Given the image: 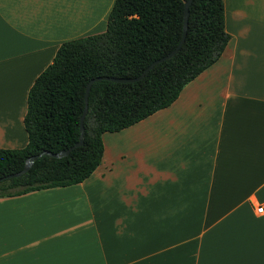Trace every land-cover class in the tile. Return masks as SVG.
Masks as SVG:
<instances>
[{
  "label": "crops",
  "instance_id": "1",
  "mask_svg": "<svg viewBox=\"0 0 264 264\" xmlns=\"http://www.w3.org/2000/svg\"><path fill=\"white\" fill-rule=\"evenodd\" d=\"M114 0H0V149L33 80L105 31ZM221 56L163 109L102 134L83 181L0 198V264H264V0H223Z\"/></svg>",
  "mask_w": 264,
  "mask_h": 264
},
{
  "label": "trees",
  "instance_id": "2",
  "mask_svg": "<svg viewBox=\"0 0 264 264\" xmlns=\"http://www.w3.org/2000/svg\"><path fill=\"white\" fill-rule=\"evenodd\" d=\"M186 1L114 0L105 31L61 43L27 91L26 145L0 149V179L20 171L31 155L73 146L79 140L86 83L104 76L136 78L167 55L182 38ZM188 9L185 38L174 55L136 81H93L82 120L83 143L62 157L41 155L23 175L0 180V198L83 181L100 164L104 132L119 131L170 105L186 83L218 60L230 38L223 0H191Z\"/></svg>",
  "mask_w": 264,
  "mask_h": 264
},
{
  "label": "water",
  "instance_id": "3",
  "mask_svg": "<svg viewBox=\"0 0 264 264\" xmlns=\"http://www.w3.org/2000/svg\"><path fill=\"white\" fill-rule=\"evenodd\" d=\"M191 3V0H187L186 3H185V7H184V10H183V18H184V22H183V35H182V38L179 42V44L177 46H175L170 52L167 53V55L163 56V57H159L157 59H155V61H153L151 64H149L145 70L136 78H123V77H120V78H108V77H96V78H93L91 79L90 81H88L85 85V107H84V111H83V114L82 116L80 117L79 119V127H80V135H79V140L71 147H69L68 149H65V150H61L59 152H56V153H53V152H50V150H45V151H42L41 153H38V154H35V155H31V157H28L25 161H24V164H23V167L20 171H18L17 173H14V174H10V175H7L3 178H1L0 180H5V179H11V178H17L21 175H23L24 173H26L28 171V169L30 168V166L32 165V162L34 159H36L37 157L41 156V155H50V157H55V158H58V157H62L64 155H66L67 153H69L74 147L78 146V145H81L83 143V136H84V127H82V120H83V117L86 113V110H87V99H88V93H89V87L91 85V83L93 81H96V80H99V79H111V80H114V81H123V82H128V81H136L138 79H141L150 69H152L156 63L158 62H162L166 59H168L169 57H171L172 55H174V53L177 51V49L179 48V46L182 45L183 41H184V38H185V34H186V31H187V14H188V8H189V5Z\"/></svg>",
  "mask_w": 264,
  "mask_h": 264
},
{
  "label": "built area",
  "instance_id": "4",
  "mask_svg": "<svg viewBox=\"0 0 264 264\" xmlns=\"http://www.w3.org/2000/svg\"><path fill=\"white\" fill-rule=\"evenodd\" d=\"M254 210L259 214H264V203L255 204Z\"/></svg>",
  "mask_w": 264,
  "mask_h": 264
}]
</instances>
